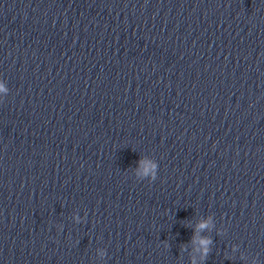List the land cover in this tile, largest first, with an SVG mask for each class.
Instances as JSON below:
<instances>
[{
  "label": "water",
  "instance_id": "95a60500",
  "mask_svg": "<svg viewBox=\"0 0 264 264\" xmlns=\"http://www.w3.org/2000/svg\"><path fill=\"white\" fill-rule=\"evenodd\" d=\"M0 79V264H264V0H0Z\"/></svg>",
  "mask_w": 264,
  "mask_h": 264
},
{
  "label": "clouds",
  "instance_id": "9594fccd",
  "mask_svg": "<svg viewBox=\"0 0 264 264\" xmlns=\"http://www.w3.org/2000/svg\"><path fill=\"white\" fill-rule=\"evenodd\" d=\"M8 92L9 88L6 82L3 79H0V100H2ZM137 169L136 175L139 179L147 178L149 180H154L157 175L158 164L154 160L145 158L138 161ZM74 219L79 222L81 218L76 216ZM209 227H211V217L201 219L196 225L195 234L192 241L193 255L190 258L191 264H198V261L202 262L209 251L208 245L211 243V239L199 235L201 230ZM233 250L235 251V248ZM98 255L103 257L105 255L104 250L99 249ZM252 264H255V261H253Z\"/></svg>",
  "mask_w": 264,
  "mask_h": 264
}]
</instances>
